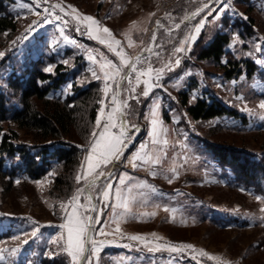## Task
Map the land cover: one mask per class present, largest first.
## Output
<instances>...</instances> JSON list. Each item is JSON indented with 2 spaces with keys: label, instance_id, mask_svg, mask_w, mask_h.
Masks as SVG:
<instances>
[{
  "label": "rangeland",
  "instance_id": "374dc122",
  "mask_svg": "<svg viewBox=\"0 0 264 264\" xmlns=\"http://www.w3.org/2000/svg\"><path fill=\"white\" fill-rule=\"evenodd\" d=\"M57 4L64 11L53 7ZM72 7L81 16L90 15L99 20L101 27L110 29L132 61L141 56L143 59L137 64L138 69H146L149 65L153 69H162L169 63L158 81L153 72L152 82L159 86H154L147 97L142 94L145 85L142 82L136 84V73L130 67L122 69L121 76L129 74L131 80L129 83V79H123L119 100L127 102V107L123 109V121L131 137L126 143L132 142V147L124 152L119 161H113L115 165L109 176H101L92 188L87 187L92 177L88 180L83 178L87 170L85 157L91 141L84 150L78 172L81 179L73 195L83 189L80 204L87 203L86 197L91 195V205L94 202L96 208L93 217L100 221L93 224L90 233L97 242H104L98 260L92 258L93 264H264V193L238 184L230 169L220 166L202 142V138H206L214 143L248 145L259 153L264 150V119L261 118L264 109L259 107L264 101V0H17L12 5L17 30L0 35V52L5 53L0 58V89L7 92L11 105L18 102L8 83L37 56L52 54L56 60L69 64L75 55L81 54L91 74L96 71L101 77L103 89L105 81L99 63H94L89 57L95 56L99 61L100 54H103L117 66L120 65L113 52L106 54L102 49L106 46L86 34V23L73 18L76 14L72 12ZM45 9L48 11L45 12ZM195 10H199L195 17L181 26L178 24ZM57 16L61 19H56ZM248 17L253 20V26L248 24ZM201 20H204V27L196 41L200 35L208 40L218 31L228 32L231 37L228 47L235 55L238 58L248 57L257 63L253 76L241 74L226 79L211 61L197 62L191 55L196 41L189 40L184 44L185 52H175V48L180 47L187 37L195 34V26ZM78 27L80 31H77ZM153 29L155 41L150 39ZM129 38L133 41L132 47L128 46ZM189 47L190 51L187 50ZM149 48L151 51H145ZM176 59H180L179 65L175 64ZM118 80L120 85L122 79ZM108 84L110 91L107 97L103 92L104 103L100 104L97 115V118L101 115L103 107L101 126L109 107H116L112 96L119 91L112 81ZM189 86L192 87L190 102L197 96L212 95L236 109L248 122L243 124L227 115L208 120L191 119L178 101V91ZM133 88L135 91H132ZM69 92L68 80L51 94L64 96ZM164 111L169 116L168 121L164 119ZM121 117L118 114V123ZM153 119L158 121V138L166 139L167 144L152 143ZM96 121L93 132H98L95 131ZM2 125L4 130L16 129L8 120ZM111 130L118 131L115 128ZM17 131L22 140L30 142L29 135L21 129ZM140 133L142 136L137 141ZM142 145L145 147L142 148ZM144 151L159 156L160 162L147 164L136 161L139 166L134 168L130 161L135 154H143ZM15 160L5 158L0 168V235H3L0 248L19 246V251L14 255L5 253V259L0 264H42L41 257L46 256L51 259L62 256L64 264H73L63 250L64 240L61 239L67 237V231L61 225L66 223V215L71 212L68 202L73 195L53 206L52 200L47 197L51 186L48 176L22 182L21 175H18L14 177L13 184H8L10 176L5 177L2 173L10 170ZM110 165L102 166L97 172L103 170L106 174ZM121 179L123 183H120ZM109 183L113 185L112 194L105 200L102 193ZM117 188L131 202L132 212L123 218L118 215L123 213V209L113 208ZM62 203L66 205V210L60 207ZM153 212L154 216L145 215ZM114 220L119 222L118 233L115 232L117 224ZM35 229L38 231L32 236ZM100 229L113 234L99 235ZM132 235L145 237V242L129 239ZM16 236L19 239H13ZM24 240L28 242L23 244ZM184 244L193 245L195 250L173 252L167 247ZM157 246L158 250H150ZM88 249H91V244ZM199 250L216 259L200 256Z\"/></svg>",
  "mask_w": 264,
  "mask_h": 264
},
{
  "label": "trees",
  "instance_id": "16d2710c",
  "mask_svg": "<svg viewBox=\"0 0 264 264\" xmlns=\"http://www.w3.org/2000/svg\"><path fill=\"white\" fill-rule=\"evenodd\" d=\"M14 2L0 0V35L17 30L12 11ZM248 24L253 26L251 17H248ZM230 40L229 33L225 31L214 33L208 40L200 35L192 45L191 55L197 62L211 61L226 79L241 74L253 76L257 63L248 57L238 58L228 47ZM102 49L106 54L111 52L107 47ZM85 61L81 54L75 55L69 64L56 60L52 54L31 60L22 73L8 83L12 94L17 97L18 104L14 106L10 104L7 92L0 89V168L7 157L17 160L13 161L15 164L10 170L2 174L10 176L7 181L10 185L18 175H21L22 182L48 176L51 186L47 197L53 206L70 198L79 186L78 172L103 98V81L93 77ZM50 64L53 65L52 71L48 72L44 67ZM68 80L69 93L64 96L51 94ZM191 88L178 91L179 106L191 119L208 120L227 115L243 124L248 122L244 115L212 95L197 96L190 102ZM163 114L168 121L169 116L165 111ZM7 120L16 129L4 130L2 123ZM18 129L31 137L30 142L21 139ZM202 142L220 166L230 169L238 184L264 193V150L259 153L248 145L214 143L206 138H202ZM41 263L64 264V259L62 256L52 259L46 256L41 257Z\"/></svg>",
  "mask_w": 264,
  "mask_h": 264
},
{
  "label": "snow or ice",
  "instance_id": "6c2138e0",
  "mask_svg": "<svg viewBox=\"0 0 264 264\" xmlns=\"http://www.w3.org/2000/svg\"><path fill=\"white\" fill-rule=\"evenodd\" d=\"M39 5L37 4V7ZM54 8H60L61 11H64V8L61 7V5L57 4L53 6ZM71 7V6H70ZM207 7V5H205ZM45 12L48 11V9L44 10ZM72 12L75 13L74 19L78 22L83 21L86 23V34L94 39L97 40L100 44L105 45L111 52H113L119 59L120 65L117 66L113 61L108 60L106 57H104L103 54H100L99 61H97V58L95 56H90L89 58L94 63H99V69L100 72L103 74V79L105 81V87L103 89L105 93V97H107L108 92L110 91V85L108 84V81H112L117 85V88H119V79H129V74H125L124 76H121L122 69L124 67H130L132 72L136 73L135 81L136 84L139 85L141 82L145 85L143 90V95L147 97L151 91V89L154 86H159L158 84H153V72L156 73V80L158 81L161 78V75L163 73V69H153L151 65H149L146 69H138L137 64L142 62V57L137 56L135 58V61H132L124 52L123 48L121 47V41L115 39L110 29L107 27H101L100 22L97 21L94 17L83 15L81 16L78 13V10L74 7H72ZM198 14V13H196ZM195 15V14H194ZM56 19H61L59 16L56 17ZM159 26V21L156 22ZM176 27H179V25H176ZM204 27V20H201L197 26H195L194 32L195 34L191 35L190 37H187L185 41L181 43L180 47L175 48L176 53H182L185 52L186 49L184 47V44L188 43V41L195 42L198 35L200 34L202 28ZM29 29H31V25L29 26ZM77 31H80L79 27L77 28ZM103 34V35H102ZM7 35V33H5ZM156 40L155 34L152 36V41ZM15 43V42H13ZM128 46H133V41L131 38L128 40ZM190 51V47L187 49ZM145 51H151V49H146ZM5 55L4 52H0V58H2ZM67 63V61H65ZM175 64H180V59L175 60ZM48 72L52 71V68L49 67L45 69ZM171 70V69H169ZM92 75L96 79H100L101 77L97 75L96 71L92 72ZM142 77H147L143 81L141 80ZM129 83H131V80L129 79ZM132 91H135L133 88ZM120 93L117 91L112 96V102L116 105L112 109L111 112L107 114L106 122L103 124V128L101 131L93 132V141L91 142L90 149L88 152V155L85 157V160L87 162V170L84 173V179L88 180V177H92L91 180H88L87 187L92 188L95 186V180L98 179L101 176L105 175V172L103 170H100L97 172L98 169H101L103 167H107L108 164L112 163L114 160L119 161L120 158L124 154V149L128 147V144L126 141H129L131 137L129 136V129L126 126V122L123 120H120L119 123L118 120V114L123 115V109L127 107L126 101L119 100ZM239 99V97H238ZM101 105H103L104 101H100ZM259 107L261 109H264V101H261L259 104ZM245 111H248V109H244ZM100 116H98L96 124L99 127L101 125V121L104 118V108L101 107L100 109ZM153 116H155V113H153ZM264 119V116L261 117ZM153 127L151 135L153 137L152 143L154 145L156 144H167V140H161L159 139L160 133L157 131L156 125L158 121L156 119H153L151 121ZM118 129L117 132H112L111 129ZM132 128L134 129L135 126L133 125ZM161 131H166L165 129H161ZM2 135V133H0ZM145 146L142 145V148ZM136 161H139L140 163H147V164H157L160 162V158L157 155H154L150 151H144L143 154L137 153L133 156L130 163H132V166L138 167L139 165L136 163ZM175 172V169L172 170ZM176 178H178V173L176 174ZM81 179L80 176H77V180L79 181ZM19 183L20 181H16ZM123 179H121L120 183H123ZM172 180L169 179V183H171ZM112 188L113 185L111 183L106 185V188L102 195L104 196L105 200H108L110 195L112 194ZM83 192V189H80L77 191L75 195L69 200L68 204L71 206V212L66 215V223L61 225V228L66 229L67 231V237L64 239L61 237V239L64 240V246L63 250L67 252V254L71 257L73 264H93L92 258L96 257L97 260L99 258L98 254L100 251V248L103 246L104 242L99 241L97 242L95 239H93L90 235V233L93 231V224L99 223L100 221L98 219H95L91 215H87L89 211H96V208L94 205H91L92 196L88 195L86 197L87 203L80 204L79 198L81 193ZM115 199L116 203L113 205V208H120L123 209V213H120L121 218L125 214H131L132 209L130 207V201L127 200L122 196L121 189L117 188L115 189ZM259 200L260 197H257ZM60 207L62 209L66 210V205L61 204ZM165 211H168V209H165ZM264 211V209H262ZM145 215H152L154 216L155 213H145ZM117 224V227L115 229V232H120L119 228V222L114 220ZM36 231L38 229H35L32 232V236L36 235ZM99 235H111L113 233L105 232L103 229L98 230ZM27 235V233H25ZM155 236V233L152 234ZM131 240H137L141 242H145V237L141 235H132L128 237ZM13 239H19V236L13 237ZM28 241L24 240L22 243L26 244ZM55 242V241H54ZM91 244V249L89 250L87 248V245ZM170 251L173 252H181L184 249H194V246L191 244H184L181 246H167ZM159 246H157L156 249H150V250H158ZM19 251V246L13 247V248H0V261H3L5 259V253L9 255H14ZM198 254L200 256H207L209 259L215 260L216 257L210 256L207 252L204 250H199ZM53 255V254H50Z\"/></svg>",
  "mask_w": 264,
  "mask_h": 264
},
{
  "label": "crops",
  "instance_id": "0c3cea01",
  "mask_svg": "<svg viewBox=\"0 0 264 264\" xmlns=\"http://www.w3.org/2000/svg\"><path fill=\"white\" fill-rule=\"evenodd\" d=\"M16 1L17 0H15V2H14V4L16 3ZM13 10V9H12ZM88 16H90V15H88ZM184 18H182L179 22H178V24L181 26V25H183V23H180L182 20H183ZM99 21V20H98ZM87 30V29H86ZM38 31H40V29L38 30ZM154 32H155V30L153 29V31H152V34H151V40H152V36H153V34H154ZM39 34H41L40 32H39ZM37 36H39L38 38L40 39L41 38V36L40 35H38V33H37ZM35 38V37H34ZM74 39H75V37H74ZM76 40V39H75ZM77 41V40H76ZM169 53H172V51H169ZM37 57H39V56H37ZM35 59H37L36 57H35ZM169 64V63H168ZM167 64V66L166 67H163L162 69H166L167 67H169V65ZM122 82H123V79L121 80V82H120V85H119V93H120V89H121V84H122ZM161 91V90H160ZM111 110H112V107H109V110L106 112L107 114L109 113V112H111ZM121 120H123V117H121ZM104 121V123L106 122V117H105V119L103 120ZM102 122V121H101ZM104 123H102V126L100 125L99 127L97 126V129L95 130V131H101L102 130V128H103V124ZM141 129V128H140ZM112 131V130H111ZM97 132V133H98ZM112 132H115V131H112ZM141 134V133H140ZM141 136H142V134L141 135H139V137L137 138V141L139 140V138H141ZM93 141V139L91 140V142ZM90 145H91V143H90ZM132 147V145L129 147V148H131ZM129 148L127 149V150H129ZM126 150V151H127ZM125 151V152H126ZM114 162H116L115 160H114ZM114 162H112L111 163V165H110V167H109V169H108V172L105 174V177H107V176H109V174L111 173V171H112V168L114 167V165H115V163ZM85 168H87V165H86V167ZM102 177H104V176H102ZM102 177H99V179H101ZM96 182H99V180L98 181H96ZM95 182V183H96ZM94 204V202L92 203V205Z\"/></svg>",
  "mask_w": 264,
  "mask_h": 264
},
{
  "label": "water",
  "instance_id": "95a60500",
  "mask_svg": "<svg viewBox=\"0 0 264 264\" xmlns=\"http://www.w3.org/2000/svg\"><path fill=\"white\" fill-rule=\"evenodd\" d=\"M198 11H199V10H195V11H193L190 15H188V16H187L185 19H183L180 23H184L185 21H187V20H189V19L195 17V16H196V13H198ZM194 14H195V15H194ZM122 117H123V119H125V114H124V112H123ZM131 145H132V142H129V143H128V147H127L126 149H124V152H125V151H126ZM98 180H99V178L96 179L95 182L98 181ZM90 215L93 217V211H91ZM87 248H89V244L87 245Z\"/></svg>",
  "mask_w": 264,
  "mask_h": 264
},
{
  "label": "built area",
  "instance_id": "2783aa9c",
  "mask_svg": "<svg viewBox=\"0 0 264 264\" xmlns=\"http://www.w3.org/2000/svg\"><path fill=\"white\" fill-rule=\"evenodd\" d=\"M87 151H88V149H87Z\"/></svg>",
  "mask_w": 264,
  "mask_h": 264
}]
</instances>
